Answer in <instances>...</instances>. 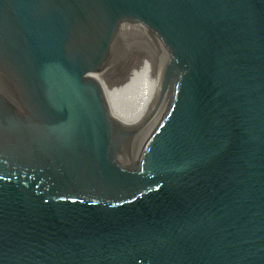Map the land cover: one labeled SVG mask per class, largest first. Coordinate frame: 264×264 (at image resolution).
<instances>
[{"label": "water", "instance_id": "1", "mask_svg": "<svg viewBox=\"0 0 264 264\" xmlns=\"http://www.w3.org/2000/svg\"><path fill=\"white\" fill-rule=\"evenodd\" d=\"M0 264H264V0H0Z\"/></svg>", "mask_w": 264, "mask_h": 264}, {"label": "bare ground", "instance_id": "2", "mask_svg": "<svg viewBox=\"0 0 264 264\" xmlns=\"http://www.w3.org/2000/svg\"><path fill=\"white\" fill-rule=\"evenodd\" d=\"M109 94L124 115L135 121L150 119L153 109L162 104L156 87L133 70L113 75Z\"/></svg>", "mask_w": 264, "mask_h": 264}]
</instances>
